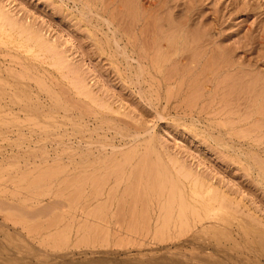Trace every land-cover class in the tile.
I'll list each match as a JSON object with an SVG mask.
<instances>
[{
	"label": "rangeland",
	"instance_id": "obj_1",
	"mask_svg": "<svg viewBox=\"0 0 264 264\" xmlns=\"http://www.w3.org/2000/svg\"><path fill=\"white\" fill-rule=\"evenodd\" d=\"M80 1L93 14L80 15L79 0H0V90L4 83L13 85L7 86L9 94L17 86L14 92L21 91V97L27 87L24 92L37 100L15 105L14 97L0 95L5 99L0 100V114L5 113L0 116L3 263L264 264V0ZM101 17L115 21L116 35ZM114 37L122 46L136 39L137 51L150 38L172 52L170 41L183 37L191 43L177 46L180 51L188 45L199 53L198 44L225 55L241 86L232 89V77L225 87L224 73L220 82L210 76L207 84L199 77L201 66H192L198 76L193 89L206 81L207 90L206 102H190V81L184 80L188 69L183 72L180 64L181 72L167 73H175L170 84L178 87L169 96L164 73L135 78L112 44ZM15 77L23 85H14ZM49 94L66 109H52ZM141 175L142 205H137L131 234V201ZM77 188L83 198L73 199ZM169 189L176 204L165 236L155 239ZM92 192L103 193L100 200ZM207 203L214 208L205 212ZM95 208L101 210L97 218ZM179 209H186L184 225ZM194 209L202 210V222ZM148 227L149 234L143 229Z\"/></svg>",
	"mask_w": 264,
	"mask_h": 264
},
{
	"label": "bare ground",
	"instance_id": "obj_2",
	"mask_svg": "<svg viewBox=\"0 0 264 264\" xmlns=\"http://www.w3.org/2000/svg\"><path fill=\"white\" fill-rule=\"evenodd\" d=\"M70 1H72L74 4H77V0H70ZM94 1V0H93ZM108 1V0H107ZM119 1V0H118ZM126 2H127V0H126ZM130 2H132V5H133V1L131 0ZM79 3H81V1L79 0ZM107 3V2H106ZM111 3V2H110ZM123 3H124V0H123ZM119 4V3H118ZM127 4V3H126ZM79 5V4H78ZM87 5V4H86ZM110 5V4H109ZM131 5V6H132ZM143 5H144V7L147 5V2H144L143 3ZM88 6V5H87ZM130 6V4L128 5V7ZM120 7V6H119ZM118 7V8H119ZM127 7V8H128ZM122 11V10H121ZM131 11H133V10H131ZM117 12L119 13V11H118V9H117ZM80 15H82L83 17H86L87 15H90V14H93V12H92V10H90V8H89V6H88V9H87V7L86 6H84V4H82L81 3V9H80ZM127 13V12H126ZM117 14V13H116ZM126 15V14H125ZM132 15V14H131ZM96 16V15H95ZM98 16V15H97ZM134 16V15H133ZM1 17V16H0ZM99 17V16H98ZM127 17V16H126ZM102 18V17H101ZM105 18V17H104ZM161 18V17H160ZM120 19H121V17H120ZM151 20H154V18L153 19H151ZM162 20V19H161ZM131 21V20H130ZM101 22H103L104 23V25H106L107 26V28L109 29V31H112V33L114 34V35H116V32H117V29H116V26H115V21L114 20H105V19H101ZM118 22H120V21H118ZM140 22V21H139ZM135 23V22H134ZM151 23H154L153 21H151ZM151 23H149V24H151ZM118 24V23H117ZM124 24V23H123ZM127 24V23H126ZM128 25H130V23L128 24ZM127 26V25H126ZM136 26V25H135ZM151 26V29H153L152 28V25H150ZM150 26H149V28H148V26H147V28H145V29H150ZM125 27V26H124ZM128 27V26H127ZM129 28V27H128ZM127 28V29H128ZM132 28V27H131ZM124 29H126V28H124ZM144 29V31L145 32H147L146 30ZM150 29V30H151ZM129 30V29H128ZM132 30V29H131ZM149 30V32H151ZM159 30V29H158ZM144 32V34H146ZM159 32V31H158ZM111 33V32H110ZM148 33V32H147ZM161 34V33H160ZM150 35H151V33H150ZM145 36V35H144ZM148 36V35H147ZM120 37V36H119ZM144 39H145V37H143ZM171 38H172V36H171ZM154 39H155V37H154ZM187 39V38H186ZM189 39V38H188ZM198 39H196L195 41H197ZM145 41V40H144ZM165 41V40H164ZM188 42H190L191 43V41H189V40H187ZM187 41L182 37V38H180V40H176V39H172L171 41H170V44H171V47L172 46H174V49H175V51L174 52H172L171 50H170V46L167 48V47H165V46H163L162 44L164 43L162 40H161V42H163L162 44H160V43H158L159 45H161V48H160V46L158 47L157 46V40H151L150 38H148V43H146V42H139L140 43V48H139V51H137L136 49H135V47L137 46V40L136 39H133V40H128L127 42V44H126V46H122L123 44H122V40L121 39H118V38H116V37H114L113 39H112V44L114 45V47L116 48V50H117V52L120 54V55H122V57L124 58V61H125V63H126V65H127V67L130 69V71L132 72V73H134L135 75V78H137V80H139V79H141V78H143L144 77V75L146 74V73H148V75L149 74H151V72H153V71H158V72H160L159 74L161 75L162 74V76L163 77H165V81H167V84L169 85V87L171 88L170 90H169V92H168V94H169V96L170 95H172L174 92H177V89H178V87L175 85V86H171V78L170 77H173V75L175 76V73H172L173 75L171 76H168L169 74H171L169 71H171V72H178L180 69H179V66H180V64H182V69H183V72H184V68H187L188 70H186V73H185V79L184 80H187V81H190V90H191V92H190V99H192V101H190V102H193V101H195V102H198V101H203V102H206V90H207V85H206V81H204V85H201L200 84V86H198V88L196 89H193V84H194V80H193V78H195V79H198V76H197V78L194 76V74H193V68H192V66H195V67H200L201 68V70H200V73H199V77H202V78H204V80L206 79L207 80V84H208V79L210 78V76L213 78V80L215 79L216 81L218 80V78L220 77V75L222 74V73H224V74H226L225 76H222V80H223V82H222V84L226 87V86H228L229 85V82H228V80L230 81V79H232V77L234 78V80H232L231 82H232V84H233V86H232V89H234L233 87L235 86L236 87V85H237V83H238V85H239V83L240 82H237L238 80H236V76H232L231 74H230V70H231V65H229L230 64V62H229V59L228 58H226L225 57V55H222V54H216V53H214L213 54V52L212 53H210V52H208V50H207V48H205V49H203L202 47H200V45H198V44H196L197 45V48H199L200 49V52L199 53H196V51H194V48H193V46H192V48H191V46L189 47L188 45H186L187 47V49H185L184 50V48L182 49L183 51H180L179 49H178V47L177 46H185V44L187 43ZM190 43H188L189 45H190ZM193 43H197V42H194L193 41ZM200 43V42H199ZM112 45V46H113ZM129 47H133L134 49L132 50V51H130L129 50ZM188 48H190L189 50H188ZM195 49H196V47H195ZM173 50V49H172ZM192 50V51H191ZM197 50V49H196ZM192 52L191 53V55L189 56V55H187L188 57H186V56H184V54H186L187 52ZM199 51V50H198ZM110 52V51H109ZM39 60V59H38ZM1 70V69H0ZM3 72V71H2ZM28 72V71H27ZM169 72V74H167ZM180 72H181V70H180ZM4 73H6V72H4ZM9 73V72H8ZM7 73V74H8ZM164 73V74H163ZM6 74V76H8ZM182 74H184V73H182ZM0 75H1V72H0ZM5 75V74H4ZM11 75H13L12 73L9 75L10 77H11ZM15 75V74H14ZM13 75V76H14ZM19 75H24V74H22V73H20ZM19 75H17L18 77H19ZM6 76H4V77H6ZM12 76V77H13ZM4 77H1V78H3L4 79ZM17 77V78H18ZM22 77V76H21ZM21 77H19V79L21 78ZM24 77L26 78L27 76H23L22 77V79L25 81V79H24ZM29 77V76H28ZM176 77V76H175ZM16 78V77H15ZM16 78V79H17ZM212 78H211V80H212ZM240 78V77H239ZM11 79V78H10ZM14 78H12L11 80L12 81H14L13 80ZM15 79V80H16ZM19 79H17V81H19ZM22 79L20 80V81H22ZM30 78H28V80H29ZM1 80V79H0ZM10 80V81H11ZM137 80H135V81H137ZM172 80H173V78H172ZM201 80H203V79H201ZM20 81L19 82H13L14 83V85L16 84L17 85V83H20ZM31 81V80H30ZM33 81V80H32ZM141 81V80H140ZM170 81V82H169ZM219 82L221 81V80H218ZM2 82V81H1ZM4 82H6V81H4ZM27 82V81H26ZM29 82V81H28ZM139 82V81H138ZM147 82V81H146ZM158 82V81H157ZM22 83V82H21ZM20 83V84H21ZM29 83H31V82H29ZM236 83V84H235ZM2 84V83H1ZM36 84H37V82H36ZM38 84H39V86H40V89L42 90V89H44L45 88V85H43V82H41V80L40 81H38ZM138 84V83H137ZM241 84V83H240ZM19 85V84H18ZM21 85H23V83L21 84ZM28 85H30V84H28ZM220 85V84H219ZM244 85V84H243ZM247 85V84H246ZM7 86H13V85H7L6 83H4V84H2V88H1V90H0V95L2 96V97H4L5 98V96H7V95H10V96H12V97H14V99L15 100H17L18 102H15V100L13 101V102H15L14 104L16 105V103H18V105L20 104V103H22V104H30V102H36V101H32V96L30 95V97H29V92L26 94L25 92H27V87L26 88H24V89H26V91L24 92V89H23V92H22V96L20 97V95L19 94H21L20 92H17L16 90L18 89H16L15 87H17V86H14V87H12V91L10 90L9 91V94L8 93H6V89H7ZM181 86V85H180ZM188 86V85H187ZM216 86H218V84L216 85ZM215 86V87H216ZM239 86H241V85H239ZM29 88L31 87V86H28ZM36 87H38V86H36ZM242 87H244V86H242ZM241 87V88H242ZM247 87V86H246ZM11 88V87H10ZM21 88V87H20ZM47 88V87H46ZM217 88H219V87H217ZM9 89V88H8ZM14 89H16L15 90V92H14ZM38 89H39V87H38ZM179 89H181V88H179ZM203 89V90H202ZM216 89V88H215ZM221 89H223V88H221ZM20 90H22V89H20ZM45 90H48V89H45ZM202 90V91H201ZM238 90V89H237ZM245 90V89H244ZM243 90V91H244ZM260 90V89H259ZM30 91V90H29ZM43 91V90H42ZM221 91V90H220ZM219 91V92H220ZM223 91V90H222ZM241 91V90H240ZM32 92V91H31ZM39 92V91H38ZM49 93L50 91H46V93ZM52 92V91H51ZM187 92V91H186ZM218 92V91H217ZM235 92V91H234ZM239 92V91H238ZM185 93V92H184ZM189 93V92H188ZM31 94V93H30ZM39 94H41V93H39ZM52 94V93H51ZM51 94H49L50 96H51V99L53 100L52 102H53V104L54 105H51V107L53 106L54 107V110H55V108H58L59 109V107H60V109H61V107L63 106V107H65V104L63 105L62 104V101H60L61 99H59L55 94V97H53ZM154 94V93H153ZM228 94V93H227ZM33 95V94H32ZM35 95V94H34ZM34 95H33V97H34ZM214 95H216V93L214 94ZM260 95V94H259ZM0 96V97H1ZM224 97V96H223ZM259 97V96H258ZM4 98H2L3 100H5ZM36 98V97H35ZM40 98V97H39ZM8 99H9V97H8ZM7 99V100H8ZM11 99V98H10ZM13 99V98H12ZM41 99V98H40ZM213 99H214V97H213ZM213 99H211L212 101H213ZM260 99V98H259ZM1 100V99H0ZM3 100H1V102H3ZM210 100V101H211ZM218 100V99H217ZM222 100V99H221ZM220 100V101H221ZM261 100H263V95H262V97H261V99H260V101ZM10 101H12V100H10ZM9 101V102H10ZM39 101L40 100H38V107H39ZM207 101H209V100H207ZM4 102H6V101H4ZM8 102V104H10ZM12 102V103H13ZM20 102V103H19ZM189 102V101H188ZM189 102V103H190ZM247 102V101H246ZM7 103V102H6ZM11 103V104H12ZM37 103V102H36ZM75 103V102H74ZM80 103V102H79ZM183 103V102H182ZM208 103H210V102H208ZM207 103V104H208ZM10 104V105H11ZM21 104V105H22ZM198 104V103H197ZM226 104V103H225ZM13 105V104H12ZM32 105V104H31ZM36 106H37V104H35ZM40 105H42V104H40ZM218 105V104H217ZM221 105V104H220ZM229 105V104H228ZM234 105V104H233ZM9 106V105H8ZM14 106V105H13ZM36 106H33L32 105V107H28V108H32V109H35L36 108V110H39V111H41V108L39 107V109H37L38 107H36ZM207 106V105H206ZM21 107V106H20ZM35 107V108H34ZM53 107H52V109H53ZM186 107V106H185ZM192 107V106H191ZM194 107H195V105H194ZM211 107V106H210ZM229 107V106H228ZM239 107V106H238ZM21 108H25L24 107V105H22V107ZM20 108V109H21ZM68 108V107H67ZM206 108H208V107H206ZM213 108V107H212ZM222 108H224V107H222ZM221 108V110L223 111L224 109H222ZM226 108V107H225ZM22 109V110H23ZM30 109H29V113L31 112L30 111ZM51 109V110H52ZM66 109V107L64 108V110ZM192 109V108H191ZM1 110H2V105H1V109H0V112H1ZM5 110V109H4ZM26 110H28L27 108H26ZM62 110H63V108H62ZM63 110V111H64ZM84 110V109H83ZM220 110V111H221ZM236 110V109H235ZM34 112H35V110H33ZM69 111V110H68ZM214 111V110H213ZM4 112V111H3ZM12 112V111H11ZM24 112H25V110H24ZM54 111L52 110V112H50V113H53ZM57 112V111H56ZM56 112H54V113H56ZM65 112H67V111H65ZM212 112V111H211ZM26 113H27V111H26ZM70 113V112H69ZM216 113V112H215ZM228 113V112H227ZM5 114V113H4ZM4 114H0V116L1 115H4ZM8 114H10V113H8ZM25 114V113H24ZM28 114V113H27ZM31 114H32V112H31ZM35 114V113H34ZM37 114V113H36ZM30 115V114H29ZM225 115V114H224ZM6 116V115H5ZM92 116H94V115H92ZM43 117V116H42ZM224 117V116H223ZM2 119V118H1ZM49 120H51V119H49ZM113 121V120H112ZM228 121V120H227ZM230 121H232V119H230ZM239 121V120H238ZM18 122V121H17ZM1 123V122H0ZM14 123V122H13ZM221 123V122H220ZM233 123V122H232ZM2 124V123H1ZM1 124H0V126H1ZM82 124V123H81ZM12 125V124H11ZM15 125V124H14ZM230 125V124H229ZM6 126V125H5ZM8 126V125H7ZM18 126V125H17ZM34 126H37V125H34ZM260 126V125H259ZM3 127V126H2ZM14 127V126H13ZM16 127V126H15ZM20 127V126H19ZM39 127V126H38ZM52 127V126H51ZM74 128V127H73ZM260 128V127H259ZM21 129V128H20ZM17 130V129H16ZM48 130V129H47ZM46 130V131H47ZM259 130V129H258ZM64 132V131H63ZM120 135V134H119ZM133 136V135H132ZM136 136V135H135ZM139 136V135H138ZM139 140V139H138ZM146 147V146H145ZM153 147V146H152ZM152 147L150 146V147H148V148H151V149H148V150H151L152 151ZM132 148V147H131ZM129 150V149H128ZM153 150H154V148H153ZM145 153V152H144ZM143 153V154H144ZM148 153V152H147ZM129 154V153H128ZM126 155V154H125ZM128 156V155H127ZM143 156V155H142ZM150 156V155H149ZM126 157V156H125ZM144 157V156H143ZM148 157V156H147ZM124 158V157H123ZM127 158V157H126ZM130 159L132 158V156L131 157H129ZM149 158V157H148ZM148 161H149V159H147ZM146 161V160H145ZM126 162V161H125ZM128 163V162H127ZM130 163V162H129ZM148 163V162H147ZM121 163H119V165H120ZM122 164H124L123 162H122ZM140 164H142V163H140ZM125 166H126V164H124ZM127 165H129V164H127ZM154 165V164H153ZM155 166V165H154ZM154 166H152V167H154ZM161 166V165H160ZM138 167V166H137ZM145 167V166H144ZM148 167V166H147ZM112 169V168H111ZM120 169V168H119ZM139 169H140V166H139ZM145 169V171L147 170V168H144ZM263 169V168H262ZM122 170V169H121ZM155 170H156V168H155ZM153 171V170H152ZM143 172V171H142ZM125 173V172H124ZM144 173V172H143ZM156 173V172H155ZM158 173H159V171H158ZM158 173H156V175L158 174ZM89 174H91V173H89ZM114 174V173H113ZM122 174V173H121ZM131 174V173H130ZM145 174V173H144ZM110 175V174H109ZM115 175V174H114ZM135 175H136V172H135ZM148 175V174H147ZM156 175H154V177L156 176ZM85 176V175H84ZM86 177V176H85ZM90 177V176H89ZM150 177H151V175H150ZM157 177V176H156ZM43 178V177H42ZM49 178V177H48ZM88 178V177H87ZM103 178V177H102ZM109 178V177H108ZM136 178V177H135ZM52 179V178H51ZM97 179V178H96ZM105 179V178H104ZM129 179V178H128ZM138 179V178H137ZM136 179V180H137ZM74 180V179H73ZM83 180H86V179H83ZM100 180V179H99ZM146 180H147V178H146ZM146 180H145V182H146ZM45 181V180H44ZM94 181H96L95 179H94ZM93 181V182H94ZM102 181V180H101ZM92 182V181H91ZM97 182H98V179H97ZM100 182V181H99ZM108 182V181H107ZM120 182V181H119ZM128 182H129V180H128ZM135 182V181H134ZM150 182H152V181H150ZM154 182V181H153ZM158 182V181H157ZM79 183V182H78ZM101 183V182H100ZM155 183V182H154ZM73 184V183H72ZM135 184V183H134ZM133 184V182L130 184V187H133V186H131V185H134ZM158 184H159V182H158ZM165 184V183H164ZM81 185V184H80ZM84 185V184H83ZM96 185H98V184H96ZM120 185V184H119ZM136 185V184H135ZM134 185V186H135ZM152 185H154L155 186V184H152ZM73 186V185H72ZM85 186V185H84ZM129 186V185H128ZM166 186V185H165ZM165 186H163V187H165ZM174 186V185H173ZM172 186V187H173ZM71 187V186H70ZM94 187H97V186H94ZM155 187H157V185L155 186ZM175 187V186H174ZM173 187V188H174ZM98 188V187H97ZM99 189V188H98ZM112 189V188H111ZM131 188H129V189H127V190H130ZM133 189H134V187H133ZM171 190H172V188H170ZM168 190L167 191V193H168V200L165 202V204H163V206H162V209H161V211H164L165 213H164V215H165V217H164V223H163V226H160V228L159 229H157V231L155 232V239L156 238H163L164 236H165V233H166V231L168 230V227H167V222L169 221V216L172 214V207H173V205H174V201H175V197H177L176 196V194L174 193L175 191H171V190ZM85 190V189H84ZM102 190V189H101ZM101 190H100V192H101ZM142 190H143V181H142V175L139 177V181H138V183H137V187H136V190L134 189V191H136V194L134 195V201H131V202H134V209H133V213L135 214H133L132 216L134 217H132L133 218V220H132V222H131V219H130V224L131 225H128V226H130V228H131V230H129V233H130V231H131V234H132V229H133V227H135L136 225H137V218H136V211H137V205H139L140 203H139V200H140V198H141V201H142V198L143 197H140L141 196V193H142ZM153 190V189H152ZM154 190H156V188L154 189ZM159 190H160V188H159ZM162 190V189H161ZM161 190L158 192L159 194H160V192H161ZM133 191V192H134ZM76 192V194H77V196H76V194H74L75 195V197L73 198V199H76V197H77V199H80V197H82V195H81V189H78L77 188V190L75 191ZM74 192V193H75ZM98 192H99V190H98ZM97 192V193H98ZM104 192V191H103ZM145 192V191H144ZM95 193V192H94ZM155 193V192H154ZM83 194V193H82ZM92 194H93V192H92ZM92 194H91V196H92ZM103 194V193H102ZM102 194H100L99 195V193L98 194H93V196H94V199H98L99 197H101V195ZM127 193H125V195H126ZM71 195V194H70ZM74 195H72V196H74ZM124 195V194H123ZM111 196V195H110ZM142 196H143V193H142ZM79 197V198H78ZM113 197V196H112ZM131 197V196H130ZM83 198V197H82ZM93 198V197H92ZM121 198V197H120ZM160 198H161V196H160ZM159 198V199H160ZM93 199V200H94ZM110 199V198H109ZM122 199V198H121ZM68 200H71V199H68ZM98 200H100V199H98ZM158 200V199H157ZM229 200V199H228ZM143 201H144V199H143ZM181 201H183V199L181 200ZM215 201L216 202H219V200H217V198L215 199ZM73 202V201H72ZM71 202V203H72ZM77 202H78V200H77ZM95 202V201H94ZM106 202H107V200H106ZM126 202H127V200H126ZM130 202V203H131ZM221 202V201H220ZM100 203V202H99ZM109 203H110V201H109ZM139 203V204H138ZM151 203V202H150ZM180 203V202H179ZM183 203H184V201H183ZM73 205L75 204V203H72ZM104 204H105V202H104ZM107 204V203H106ZM176 204V203H175ZM182 204V203H181ZM92 205V204H91ZM90 205V206H91ZM99 205V204H98ZM97 205V206H98ZM112 205V204H111ZM130 205V204H129ZM140 205H142V202H141V204ZM143 205H144V202H143ZM88 206V205H87ZM121 206H122V204H121ZM121 206H120V208H121ZM153 206V205H152ZM69 207H70V205H69ZM96 207V206H95ZM131 207V206H130ZM139 207V206H138ZM143 207V206H142ZM141 207V208H142ZM146 207V206H145ZM184 207H186V206H184ZM71 208H72V206H71ZM84 208V207H83ZM179 208H180V206H179ZM214 208V206L213 205H211V204H209V203H207L205 206H204V209L206 210L205 212H208V211H211L212 209ZM75 209H77V208H75ZM91 209H93V208H91ZM144 209V208H143ZM145 209H147V208H145ZM187 210H188V208H186ZM186 209H179V219H180V223L182 224V225H184V224H186V221H185V219H184V217H185V215H186ZM90 210V209H89ZM89 210L87 211L88 213H89ZM130 210V209H129ZM141 210V209H140ZM195 210V209H194ZM77 211V210H76ZM103 211H104V209H102V213H103ZM144 211V210H143ZM93 212V211H92ZM95 213H93L94 215V217H96L97 215H99V213H101V210L100 209H98V210H96V208H95V211H94ZM145 212H146V214H147V211L145 210ZM195 212H196V219H197V222H198V220H199V222H202L203 220H204V218H203V216L200 214V212L202 213V210H199V209H196L195 210ZM82 213V212H81ZM107 213V212H106ZM143 213V212H142ZM161 213V212H160ZM193 214H194V212H192ZM129 214V213H128ZM141 214V213H140ZM144 215H145V213H143ZM204 214V213H203ZM74 215V214H73ZM104 215H107V214H104ZM119 215H121V214H119ZM87 216H90V215H88L87 214ZM104 217V216H103ZM121 217V216H120ZM124 217V216H123ZM144 218H145V216H143ZM147 217V216H146ZM148 217H149V215H148ZM147 217V218H148ZM81 218V217H80ZM97 218V217H96ZM98 218H100V217H98ZM146 218V219H147ZM105 218H103V220H104ZM150 219V218H149ZM93 220V219H92ZM94 220H95V218H94ZM163 220V219H162ZM84 221V220H83ZM99 221V219L97 220V222ZM105 221V220H104ZM150 221V220H149ZM97 222H96V224H97ZM114 222V221H113ZM117 222H120L119 220L117 221ZM117 222H115V223H117ZM141 222V221H140ZM163 222V221H162ZM196 222V221H195ZM196 222V223H197ZM85 223L87 224V222L85 221ZM114 223V224H115ZM121 223V222H120ZM147 223H148V220H147ZM194 223V222H193ZM91 224V223H90ZM95 224V225H96ZM98 224H99V222H98ZM103 224H104V222H103ZM102 224V225H103ZM106 224V223H105ZM149 224H150V222H149ZM101 224L99 225V227H100V230H101V226H102ZM117 225H118V223H117ZM122 225V223L120 224V226ZM195 225V224H194ZM86 226V225H85ZM109 226V225H108ZM107 226V224H106V227H107V229L106 228H104L103 230L104 231H107V230H109L108 227ZM116 226V225H115ZM93 227V226H92ZM117 227H119V226H117ZM181 227V226H180ZM89 228V227H88ZM128 229H129V227H127ZM190 228V227H189ZM106 229V230H105ZM113 229H114V227H113ZM144 229V231L145 232H147V234H149L150 233V227H148L147 229H145V228H143ZM142 229V230H143ZM255 229H257V228H255ZM119 230V229H118ZM94 231V230H93ZM250 231V230H249ZM138 232V231H137ZM114 234V233H113ZM254 234V233H253ZM255 235V234H254ZM253 235V236H254ZM259 236V238H260V235H258ZM170 237V236H169ZM135 238V237H134ZM254 238H256V237H254ZM258 238V237H257ZM257 238H256V240H257ZM258 238V239H259ZM264 238H263V236H262V240H263ZM88 240V239H87ZM261 240V239H260ZM259 240V241H260ZM258 241V240H257ZM258 241V242H259ZM68 244V243H67ZM259 244V243H258ZM260 244H264V243H260ZM262 246V245H261ZM1 258L2 257H0V264H10L9 262H5V263H3L4 261L3 260H1ZM7 260H8V258H7ZM12 262V261H11ZM195 263V262H194ZM204 263V262H203ZM14 264V263H13ZM16 264V263H15ZM21 264V263H20ZM23 264V263H22Z\"/></svg>",
	"mask_w": 264,
	"mask_h": 264
}]
</instances>
